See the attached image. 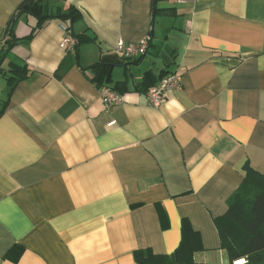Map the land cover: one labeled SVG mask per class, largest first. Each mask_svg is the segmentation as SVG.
Segmentation results:
<instances>
[{"label": "crops", "instance_id": "crops-1", "mask_svg": "<svg viewBox=\"0 0 264 264\" xmlns=\"http://www.w3.org/2000/svg\"><path fill=\"white\" fill-rule=\"evenodd\" d=\"M23 1L0 0V264H137L139 249L173 254L183 219L201 239L195 264H230L214 220L246 165L264 175V0H164L173 12L154 23L152 0H66L73 31L96 39L77 53L61 47L69 24L31 15L3 45ZM147 37L138 64L115 52ZM103 55L122 61L98 87ZM10 64L26 77L8 96ZM163 73L181 87L155 108L137 87ZM117 83L123 103L107 108Z\"/></svg>", "mask_w": 264, "mask_h": 264}, {"label": "trees", "instance_id": "trees-1", "mask_svg": "<svg viewBox=\"0 0 264 264\" xmlns=\"http://www.w3.org/2000/svg\"><path fill=\"white\" fill-rule=\"evenodd\" d=\"M164 0H152L153 23L156 16L170 14L173 9H161L158 4ZM23 15H31L38 19V28L51 20H60L66 24L67 30L78 40L75 48L83 44L95 42V38L77 35L73 31L74 24L81 18L80 12L67 3L66 0H24L16 9L7 26V35L14 34L15 28ZM32 36V35H31ZM15 39L7 42V51L15 46ZM78 59V56H77ZM132 60L138 64L142 57ZM116 56L103 55L99 62L91 67L94 74L93 82L98 87L111 84L112 72L117 64L121 63ZM11 76L7 78V94L10 96L18 82L26 77V71L15 64H10ZM15 74V76H14ZM163 77L169 73H163ZM17 76V77H16ZM58 78L63 76L59 70ZM148 74L137 90L145 91L154 87L150 83ZM156 86V85H155ZM126 83H117L112 90L119 93L126 91ZM8 102L0 103V117L3 115ZM244 183L229 198L227 212L214 220L221 241V248L227 252L230 264L244 260L243 264H264V175L255 172L248 165ZM159 216L164 226L167 225V214L162 206L157 205ZM202 250L201 239L197 232L193 231L188 220L182 222V241L178 249L171 255H157L150 248L139 249L134 252V260L137 264H195L194 256Z\"/></svg>", "mask_w": 264, "mask_h": 264}, {"label": "built area", "instance_id": "built-area-1", "mask_svg": "<svg viewBox=\"0 0 264 264\" xmlns=\"http://www.w3.org/2000/svg\"><path fill=\"white\" fill-rule=\"evenodd\" d=\"M66 33L61 43L62 49L67 53H74L78 45V40L71 35L66 27H63ZM9 35L4 37L1 43L4 45L9 39ZM151 44V38L147 37L139 43H124L119 42L115 48V52L121 54L126 59H137L143 57ZM181 87V76L176 73H171L165 76L158 85L152 87L147 92L146 96L151 106L159 108L166 100L169 93ZM102 101L105 107L118 106L123 103V97L119 93L113 91L111 88H105L102 91Z\"/></svg>", "mask_w": 264, "mask_h": 264}, {"label": "bare ground", "instance_id": "bare-ground-1", "mask_svg": "<svg viewBox=\"0 0 264 264\" xmlns=\"http://www.w3.org/2000/svg\"><path fill=\"white\" fill-rule=\"evenodd\" d=\"M237 263L238 264H243L244 262H243V260H241V261H238Z\"/></svg>", "mask_w": 264, "mask_h": 264}, {"label": "rangeland", "instance_id": "rangeland-1", "mask_svg": "<svg viewBox=\"0 0 264 264\" xmlns=\"http://www.w3.org/2000/svg\"><path fill=\"white\" fill-rule=\"evenodd\" d=\"M161 7V6H160ZM1 96V95H0ZM245 263V262H244Z\"/></svg>", "mask_w": 264, "mask_h": 264}]
</instances>
